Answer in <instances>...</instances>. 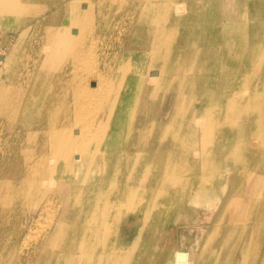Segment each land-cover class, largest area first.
I'll use <instances>...</instances> for the list:
<instances>
[{
	"label": "bare ground",
	"instance_id": "obj_1",
	"mask_svg": "<svg viewBox=\"0 0 264 264\" xmlns=\"http://www.w3.org/2000/svg\"><path fill=\"white\" fill-rule=\"evenodd\" d=\"M22 1L26 0H0V29L5 30V28L10 27L6 25V19L10 14L18 11V7ZM65 1L67 3L65 4V14L63 13L64 20L54 26V28L47 29V35L51 40L48 45V55L46 56L49 59L54 58L53 51L57 48H71L80 40L79 27L74 24L79 20L83 12L90 10V6L86 0ZM189 1L191 2H186L187 4L183 2L177 3L174 5V8L178 14L189 9L194 15L204 17L198 23L192 25L190 31L195 35V39H193L194 46L191 48L182 44L180 50L176 54L173 53L174 51L171 47L173 42L172 35L175 32L181 33L183 30L178 29L176 24H171L170 14H167L170 8L168 9L167 5L162 4L159 13L153 15L151 26L142 27L138 30L135 29L146 35V37L144 36L138 40L140 44L137 47L142 49H131L132 47L125 50L121 49L123 52L117 66L119 73L113 82L109 78H105V75L96 69V64L92 63V61H95L96 55L91 54L90 56L94 55L93 57L95 58L91 60L92 58L89 56L86 60L88 62L91 60L89 62L90 66L91 63L94 65H92V69L95 68L94 74L97 75V80H92L93 84L89 85L88 81L93 71L87 66V61L84 64L87 67L82 66L83 64L81 63L84 61L82 59L83 56L77 55L83 60L81 61L78 58L79 62H81L80 64H76L77 61L73 56L72 63L76 64L73 65L75 68L72 70L73 87L71 86L73 89L74 106L73 110L71 109V114L69 112L66 114V118L68 119L69 117L70 119V124L49 126L48 139L51 150L47 157L48 166L46 165L49 173L51 172L52 175L55 173L60 174L66 181L63 182V188H59L60 184H58L59 190L63 191L60 199L62 202L60 211L57 214L51 212L53 214L52 217L46 211L49 217H51L49 221L52 224L48 234L40 245L39 264H136L134 257L137 250L136 242L139 236V225L149 219L156 221L162 218L164 214L162 212L163 204L167 193L170 191L167 187H172L173 184L174 186L187 187L191 183L200 187V192L202 191L207 194L206 191H209V185H211L214 179H217L219 191L215 193V196L219 197L220 201H222V208H226L231 202L230 199L234 191V177L225 175L223 172L235 169L237 159L243 154V149L239 147L238 143L240 140H230L232 133L236 128L240 129L239 137L240 135L241 137L243 136L246 148L251 147L253 139L259 138L260 135L264 136V109H262L264 91L263 93L261 92L262 89L259 87L260 84L258 82L250 84L249 82H243L247 69H249V64L257 65L259 63L258 56H260L264 49L263 47H258L254 44L247 45L246 43V35L250 39L252 37L253 42H257L260 31L257 27H254L255 23L253 29H250L249 17L250 10L253 7L245 2H241L235 6L227 4V22L219 21L217 24H213L212 28L210 27L211 32H216L215 38L219 45L217 48L202 44L199 47L196 46L198 44L197 38H200V36L197 37L199 32H206L207 38V33L209 32L208 13L207 8L196 9L193 3L195 0ZM145 3L146 8L150 7L149 2ZM256 5L264 9V0H261L259 5L258 3ZM153 10H156V8L153 7ZM161 10L163 11L162 15L160 14ZM160 16H163V18L160 19ZM90 24L89 27L91 26ZM90 32L88 31V33ZM94 44L93 46H96ZM93 46H89L88 48ZM145 47H148V50ZM81 51L83 52L84 50ZM81 51L78 52L79 55L82 53ZM181 51L182 53H180ZM139 53H141V56ZM86 54H84V57L87 56ZM187 55L190 57L189 60L186 57ZM209 58H214V60L209 62ZM1 61L2 55L0 54ZM194 68H196L199 74H194ZM187 69H189V72ZM199 75H203V77ZM174 82L176 86H174ZM38 86L40 85L38 84ZM36 88L38 89V87ZM161 88L165 90L175 88L177 90L172 95L174 97L173 101L170 98L168 102L170 114L163 116L167 117L166 119H159L153 116L149 119L146 116L147 111H145L143 113L144 119L139 124L137 123V127L135 126L137 128L135 136L134 125L132 124L133 120L135 121L134 115L144 96V92H146L145 96L148 100L147 108H149L151 102H154L153 97L158 95L157 91ZM182 89L189 91L184 93L180 91ZM25 95L21 97L23 98ZM3 99L4 95L0 93L1 104L3 103ZM25 103H16L15 112L16 110H26ZM51 116L53 117V115ZM209 127H213L218 131L219 136L217 139H210V136L206 135L208 134L207 129ZM149 136H152L153 139L149 138ZM256 147L261 154L260 158L263 157L264 160V144L257 145ZM33 153L34 150L30 154ZM198 158L200 164L197 163ZM0 160L2 162V158ZM261 163H256L253 170L254 174H256L253 181L254 185L252 184L254 187H259L262 184L264 186V167H262ZM184 167L190 169L191 175L188 176L187 174L184 176L185 174H181ZM42 173L44 172L41 170V177ZM47 178V180H50V176ZM6 185L8 184L6 183ZM2 187L4 188V186ZM29 189H31V185ZM5 191L7 192V190ZM5 191L3 192L5 193ZM223 192L224 195L221 196ZM30 193L27 195H30ZM188 197L190 202H196L199 199V196H196L193 190ZM46 198L48 199V195ZM35 201L33 200V202ZM25 204L28 205V202ZM3 205L5 206V204ZM262 206H264V201ZM36 207L37 205H34L33 208ZM71 213L73 216H71ZM236 213H233V217L229 219L228 224L230 226L241 224V231H249V233L255 231L258 234L257 256L251 264H264V214L262 217L259 215L253 217L249 222H238L239 217H237L238 214ZM48 215L46 214L45 218ZM125 221H128L129 224H124ZM45 226H48V224ZM13 230L15 229L13 228ZM29 234L32 235L31 232ZM65 236L69 237L72 242L67 243L65 247L58 251H54L52 249L53 243L58 238H66ZM234 241H236V244H232L231 250L229 244L225 247V251L228 256L235 254V258L237 259L236 252H244L246 247L245 241L244 243H239V238H234ZM179 246L180 249L176 250L175 253L176 257H173L174 259H171L167 264H184L181 257L185 252V247L181 244ZM190 252L188 250L187 255ZM48 253L53 255V260L50 261V255L47 258L45 257ZM8 256L11 257L10 255ZM28 261L29 259L26 260V262Z\"/></svg>",
	"mask_w": 264,
	"mask_h": 264
},
{
	"label": "rangeland",
	"instance_id": "obj_2",
	"mask_svg": "<svg viewBox=\"0 0 264 264\" xmlns=\"http://www.w3.org/2000/svg\"><path fill=\"white\" fill-rule=\"evenodd\" d=\"M86 1L90 6V10L83 12L79 20L74 24L77 27H79L80 30V40L78 41L79 43L77 42L71 48H61V49L57 48L56 50L53 51L54 58H50V59L46 58V56L48 55L47 54L48 45L51 41L47 35V29L52 27L54 28V26H56L57 24L61 23L64 20L65 17L63 13L65 14V4L67 3V1H63V0L22 1V3H20L18 7L19 8L18 11H16V13L10 14L6 19L7 20L6 25L10 27L5 28V30L0 29V54L2 55V61L0 62V88H1L0 93H3L4 95L3 103L2 104L0 103V127H1L0 128L1 131L0 159L2 158V162L0 160V168L2 167L1 171H3V172L0 171L1 174L0 188L2 189V190L0 189V197H1L0 198L1 199L0 200L1 201L0 202V253H1L0 264H25V263L39 264L40 245L42 241L45 239L46 235L48 234V231L50 230L52 224V222L49 221V219H51L53 214H57L60 211V207L62 204L60 199L63 194V191L61 192L59 188L64 187L63 182L66 181V179H64L63 176L60 174L55 173L52 175L51 172L49 173V170L47 169L48 166L47 157L50 154V150H51V145L48 139L49 138L48 130L50 125L64 126L66 125V123L70 124L69 121L70 119L69 117L68 119L66 118L67 116L66 114H68V112L69 114H71V111L73 110V106H74L73 103L74 97L72 95L73 92L72 70L75 67L73 65L80 64L81 62L79 61L81 60V57L82 56L84 57V54H86L90 50V52L86 54L87 55L85 56L86 58L82 57L84 61L81 60L83 62L87 61V66L90 67L91 70L93 71L92 72L93 74L90 75V80L88 81V84L91 85L92 80H97V75L94 74L95 68L92 69V67L95 64H96V69L100 71V73H103L105 75V78H109L110 81L112 80L113 82L119 73L117 66L119 64L123 50L129 47H132L131 49L133 48L140 49L139 47H137L140 44L138 40H140L144 36L146 37V35L145 33H142L141 31H137V30L142 27L146 28L151 26L153 22V15L159 13L162 4H164L165 6L167 5L168 9L170 8L167 14H170L171 24L172 25L176 24L178 29L183 30L181 33L175 32L172 35L173 42L171 47L172 50L174 51L173 52L174 54H176V52L180 50L182 44L186 45V47L188 48L194 46L193 39H195L194 38L195 35L190 30L192 28V25H195L196 23H198V21L204 19V17H201L199 15H194L193 13L190 12L189 9L182 12L181 14L175 12V8H174L175 4L180 2L181 3L191 2L189 0H150V1L149 0H140V1L139 0H99V1L86 0ZM148 2L150 4L149 5L150 7L146 8V5H144V3L147 4ZM241 2H245L246 4L253 7L252 10H250V17H249L250 22L248 21L250 24V29H253V25L255 23L254 27H257L260 31L257 42H253L252 37L250 39L248 35H246L247 36L245 39L246 43L247 45L254 44L258 47H263L264 49V30H263L264 9L259 8L256 5L257 3L259 5L261 0L260 1L259 0H231V1L230 0H203V1L195 0L193 3L195 4L196 9L199 10V9L207 8V13H208L207 18L209 21V25H208L209 32L207 33V38H206V32L204 31L199 32L197 37L200 36V38L199 37L197 38L198 44L195 45L198 47L201 44L210 45L217 48L219 45H218V41L215 38L216 32H211V28L213 24H217L219 21L227 22V14H228L226 8L227 4L235 6L236 4H240ZM142 6H144L143 9ZM153 7H155L156 10L158 9V11L153 10ZM162 12L163 11L161 10L160 12L161 15ZM162 18L163 16H160V19ZM89 24L91 25L90 27ZM89 29L92 30V32H90ZM88 31L90 33H88ZM91 41L93 42V44L95 43L94 45L96 46H93V44H91L92 43ZM89 46H93V47H90L91 48L90 49L88 48ZM122 48L123 50H121ZM146 49L148 50V47ZM81 50L84 51L82 52ZM80 51L82 53H80L79 55L78 52ZM229 51H231V49H229ZM180 53H182V51ZM91 54L96 55L95 56L96 58L93 57L94 55H92L91 57L90 56ZM139 54L141 56V53ZM77 55L81 57H78ZM73 56L77 61L76 64L74 62L72 63L73 61L72 59H74ZM89 56L92 58V59L90 58L91 60L95 58L94 60L97 63L95 61L94 62L92 61L94 65L91 63L90 66L89 62H91V60L89 62L88 60H86L88 59ZM186 57L189 60L190 57L188 55ZM258 58H259L258 59L259 63L257 65H253L251 63L249 64V69H247L243 82L244 83L249 82V84L258 82V84H260L259 87L262 89L261 92L263 93L264 51H262V53L260 54V56H258ZM212 60H214V58L208 59L209 62H211ZM218 60H220V58H218ZM83 62L81 63L83 64L82 66H86L84 65L86 64V62L85 63ZM187 68H189V66H187ZM187 71L189 72V69H187ZM193 71L194 74H199L197 73L198 71L196 70V68H194ZM199 76L203 77V75H199ZM44 83L47 85H45ZM68 83L70 86L68 85ZM38 84L40 86H38ZM174 86H176L175 82H174ZM36 87H38V89ZM182 90L180 91L184 93L189 91V90L184 91V89ZM193 90L195 91V89ZM176 92L177 90L175 88H169L168 90H165L163 88L158 89L157 91L158 95L153 97L154 102H151L149 108H147L148 100L147 97L145 96L146 92H144V96L140 101L139 106L137 107V111L135 112L134 115L135 121L133 120V124H132L134 125L135 136L137 131L136 128L137 123L139 124L141 120L144 119L143 113H145V111H147L146 116L149 119H151L152 116L159 119L167 118L163 116H168V114H170V105L168 102L170 98H172L171 100L173 101L174 97L172 95ZM22 95H25L23 97L24 99L21 97ZM20 98H22L23 100ZM18 102H22V103L26 102L24 105H26V108L28 110L27 109L16 110L15 112V108H16L15 105ZM262 109H264V97H262ZM51 115H53L54 118ZM21 120L22 122H20ZM4 126L7 127L5 128ZM208 129H207L208 134L206 135H209L210 139H214V138L217 139V137L219 136L218 131L215 130L213 127H209ZM239 132L240 129L236 128L233 131L230 140L233 141L240 140V142L238 143H239V147L243 149L242 150L243 154H241V156L237 159L235 169H231L229 171L226 170L223 172L225 175H231L234 177L233 196L230 199L231 202L228 204V206H226V208H222V201H220L219 197L215 196V193L219 191L216 182L217 179H214L211 185H209V189H208L209 191H206L207 194L202 191L200 192V187L194 184L192 185L191 183L187 187H182L180 185L174 186V184L172 187L171 186L167 187L170 189V191L167 193L166 200L163 204L162 212H164V214L162 215V218H159L156 221L149 219L148 221L139 225L138 228L139 236L136 242L137 257L136 256L134 257L136 264H167L171 259H174L173 257H176L175 256L176 250L180 249L179 244L185 247V252L181 257L182 262L184 264H251V262L255 259V257L257 256L256 249L258 248V244H259L258 234L255 231L250 233L249 231H245V232L241 231L242 230L241 224H237L236 226H230L228 222L229 219L233 217L234 212H237L236 214H238L237 215V217H239L238 222L239 221L249 222L250 219H252L253 217L257 215L262 217L264 214V206H262L264 201V186L263 184L260 185L259 187L253 186L254 185L253 181L255 180L256 177V174H254L253 170L255 169L254 167L256 163L262 162L261 165L262 167H264L263 157L260 158L261 154L256 147L257 145L264 144L263 143L264 136L260 135L259 138L257 137L256 139H253V144L251 145V147L249 146L246 148V144L244 143L243 136L241 137L240 135L241 137L240 138ZM149 138H152V136H149ZM33 150L34 153L30 154L31 152H33ZM40 158L42 159L40 160ZM197 163L200 164L199 158ZM39 169H41L44 172L42 173V177L40 175L41 170ZM181 174L182 175L185 174L184 176L188 174L189 176L191 175V171L188 167H184L182 169ZM49 176H50V180H47L48 179L47 177ZM5 182L8 185H6ZM55 182L56 184H54ZM2 183L3 185H1ZM58 184H60V186ZM30 185H31V189H29ZM2 186H4L5 189ZM36 188H38L37 189L38 192H36L37 191ZM5 190H7V192ZM192 190L196 196H199V199L196 202L189 201L188 196L191 194ZM3 191H5V193ZM29 193L30 195H27ZM34 195H35V199H34ZM47 195H48V199L46 198ZM223 195L224 192L222 193L221 196ZM33 200L34 201L38 200V201L33 202ZM27 202L28 205L25 204ZM3 204H5V206ZM34 205H37V207L33 208ZM46 211L49 212V215L51 217H49L48 212ZM51 212L54 213L52 214ZM46 214L48 215L47 218H45ZM71 216H73L72 213ZM45 222H47L48 226H45L47 225L45 224ZM124 224H129V222L125 221ZM41 225L42 227L43 226L44 227L42 228ZM37 227L38 228L40 227L41 230L43 229V231H41L40 228L38 231ZM13 228L15 230H13ZM28 232L29 233L31 232L32 235H30ZM34 232L37 234H35ZM234 238H239V243L240 242L244 243L245 241L244 244L246 247L244 252H240V251L236 252L237 259L235 258V254H232V256H228L227 252L225 251V247H227L229 244H230V250L232 248L231 246H233L232 244L233 243L236 244ZM71 242L72 241L70 240L69 237L63 239L58 238L53 243L52 249L54 251H58L59 249L65 247L67 243H71ZM16 246L18 250L16 249ZM188 250H190L191 252L190 254L187 255ZM11 254L13 255L11 256ZM8 255H10L11 257H9ZM49 255H50V261L53 260V255L49 253L45 257L47 258ZM28 259L29 261L26 262V260Z\"/></svg>",
	"mask_w": 264,
	"mask_h": 264
},
{
	"label": "crops",
	"instance_id": "obj_3",
	"mask_svg": "<svg viewBox=\"0 0 264 264\" xmlns=\"http://www.w3.org/2000/svg\"><path fill=\"white\" fill-rule=\"evenodd\" d=\"M27 1V0H26ZM28 1H32V0H28ZM63 1H65V0H63Z\"/></svg>",
	"mask_w": 264,
	"mask_h": 264
},
{
	"label": "water",
	"instance_id": "obj_4",
	"mask_svg": "<svg viewBox=\"0 0 264 264\" xmlns=\"http://www.w3.org/2000/svg\"><path fill=\"white\" fill-rule=\"evenodd\" d=\"M92 84H93V82H92Z\"/></svg>",
	"mask_w": 264,
	"mask_h": 264
}]
</instances>
